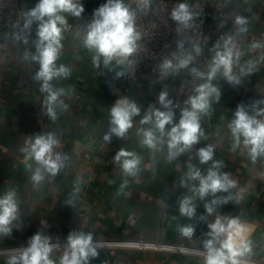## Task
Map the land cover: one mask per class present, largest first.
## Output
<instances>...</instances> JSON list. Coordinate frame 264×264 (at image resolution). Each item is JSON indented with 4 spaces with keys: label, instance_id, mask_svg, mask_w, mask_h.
Here are the masks:
<instances>
[{
    "label": "crops",
    "instance_id": "0c3cea01",
    "mask_svg": "<svg viewBox=\"0 0 264 264\" xmlns=\"http://www.w3.org/2000/svg\"><path fill=\"white\" fill-rule=\"evenodd\" d=\"M20 1L28 9L38 2ZM208 1L181 0L192 10L205 6ZM82 2L85 12L81 22H87L93 10L106 0ZM221 8L226 12V18L213 25L215 39L200 44L202 54L197 58L196 66L203 68L208 63L214 54L213 45L220 37L235 35L236 15H243L248 20L247 33L237 37L244 53L241 63L258 60L264 55V48L253 51L250 44L256 41L264 44V0H223ZM69 23L78 22L70 18ZM16 36L11 31L0 35V193L8 187L18 190L21 217L12 235L0 239V246L27 244L37 231L57 240L78 229L91 232L94 239H149L203 249L202 240L208 231L206 222L193 221L196 227L192 238L183 237L177 231L178 225L190 222L179 214L176 205L183 190L173 185L186 171L187 157L181 156L171 164L166 163L161 154L153 155L139 145L134 129L123 140L113 137L109 144L102 140L108 127L109 107L118 98L117 91L136 100L143 114L148 104L155 103L162 87L168 89L174 102L182 104L192 94L194 84L202 81H193L187 72H182L149 87L146 72H143L138 79L125 83L122 77L117 78L121 71L119 67L94 66L92 53L70 31L63 41L58 63L68 66L71 74L56 86L72 88L73 91L63 97L67 110H58V119L53 122L41 108L45 96L32 79L36 65L23 61V53L32 46L31 39L35 38V26L27 43ZM213 83L221 87L222 94L219 103L212 104L211 115L202 120L208 139L197 148L214 145L215 158L224 164L222 171L231 173L237 181L234 193L239 203L229 202L218 212L239 216L247 222L252 229L251 264H264V163L253 164L242 148L233 150V141L227 130L231 111L239 103L247 104L264 96V61L258 64L254 74L242 79L240 86L234 87L219 77ZM139 120L137 117V126ZM50 130L60 134L62 148L59 150L68 153L71 161L56 177L34 186L19 146L26 136ZM121 148L142 157V170L137 177H124L119 166L113 163L115 153ZM78 179L82 183L76 193L75 207L68 206L64 201L75 191ZM125 179L128 180L126 186ZM80 212L87 215L86 221L79 218ZM197 214H204L202 202ZM6 257L0 256V264H5ZM92 264H204V260L203 253L104 246L100 247Z\"/></svg>",
    "mask_w": 264,
    "mask_h": 264
},
{
    "label": "clouds",
    "instance_id": "9594fccd",
    "mask_svg": "<svg viewBox=\"0 0 264 264\" xmlns=\"http://www.w3.org/2000/svg\"><path fill=\"white\" fill-rule=\"evenodd\" d=\"M153 10L154 0H106L93 10L87 22H81L85 12L82 0H38L34 7L24 11L16 39L22 35L27 43L35 26V38L31 39L32 46L23 53V61L36 65L32 79L45 96L41 108L51 121L58 119V110H67L63 97L73 91L56 86L71 74L68 66L58 63L66 34L71 31L74 38L92 53V62L97 68L101 65L119 67V78L125 70L134 67L135 57L141 50L143 32L138 18ZM70 18H75L78 23L70 24ZM169 18L176 26V35L180 36L191 29L195 14L187 3L180 2L171 9ZM234 27L235 35L225 34L214 43V54L203 68L196 66L197 58L202 54L200 43L177 39L176 50L165 56L154 69L155 79L160 81L187 72L193 81L202 82L194 84L192 94L182 104L174 102L168 89L162 87L155 103L148 104L143 114L136 100L117 91L118 98L109 107L108 127L102 136L109 144L113 137L121 140L129 137L134 129L139 145L153 155L161 154L166 163L187 157L186 171L173 185L183 190L176 205L179 214L190 222L178 225L177 231L183 237L192 238L196 227L193 221L206 222L208 231L202 240L204 264H251V227L239 216L218 212L229 202L239 203L234 193L237 181L231 173L222 171L224 164L215 158L214 145L197 148L208 139L202 120L211 115L212 104H218L222 94L221 87L215 86L213 81L219 77L234 87L240 86L242 79L254 74L258 64L264 61V55H261L258 60L241 63L244 53L237 37L247 33V18L236 15ZM261 48L264 44L259 41L250 44V50ZM231 113L227 130L233 150L242 148L253 164L264 163V96L247 104L239 103ZM137 117H140L139 126L135 123ZM61 148L60 134L56 131H41L23 139L19 151L34 186L56 177L69 166L71 157L59 150ZM113 163L119 166L124 177L135 178L142 170L143 161L136 152L121 148L115 153ZM81 183L78 179L75 191L64 201L66 205L75 207ZM127 184L125 179L124 185ZM200 202L204 214L198 216ZM20 217L18 190L8 187L0 193V239L12 235ZM99 250L100 245L91 232L72 230L61 244L37 231L26 246L8 250L5 264H92ZM57 252L61 253L58 257Z\"/></svg>",
    "mask_w": 264,
    "mask_h": 264
},
{
    "label": "built area",
    "instance_id": "2783aa9c",
    "mask_svg": "<svg viewBox=\"0 0 264 264\" xmlns=\"http://www.w3.org/2000/svg\"><path fill=\"white\" fill-rule=\"evenodd\" d=\"M223 0H209L205 6L192 10L195 14L191 29L177 36L175 24L169 18L171 9L181 0H155L154 10L151 14L138 18V23L143 32L141 50L135 57V65L124 71L122 80L127 83L138 79L143 72H146V85L154 87L156 72L154 69L161 60L176 50L177 39L198 41L200 44L215 39L213 25L220 23L226 18V12L221 8ZM28 10L20 0H0V35L11 31L16 35L20 34V26L23 23V13ZM25 41L21 35L20 38ZM188 45L186 44V47ZM170 77V76H169ZM167 77L166 79H168ZM164 79V80H166ZM162 81V80H160ZM151 82V84H150ZM248 101L250 99L248 98ZM82 221L87 220V215L79 213ZM61 244L66 238L57 239ZM57 240H53L56 242ZM100 247L120 246L138 249H155L169 252H186L202 254L203 249L189 246L182 243L162 242L149 239H94ZM24 245L0 246V256L7 255L8 250L19 248Z\"/></svg>",
    "mask_w": 264,
    "mask_h": 264
},
{
    "label": "water",
    "instance_id": "95a60500",
    "mask_svg": "<svg viewBox=\"0 0 264 264\" xmlns=\"http://www.w3.org/2000/svg\"><path fill=\"white\" fill-rule=\"evenodd\" d=\"M116 67V66H115ZM117 68V67H116Z\"/></svg>",
    "mask_w": 264,
    "mask_h": 264
}]
</instances>
